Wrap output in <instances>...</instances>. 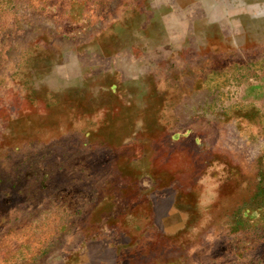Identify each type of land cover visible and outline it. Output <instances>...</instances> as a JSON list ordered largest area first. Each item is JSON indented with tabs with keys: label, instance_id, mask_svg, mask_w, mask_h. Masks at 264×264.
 I'll use <instances>...</instances> for the list:
<instances>
[{
	"label": "rangeland",
	"instance_id": "374dc122",
	"mask_svg": "<svg viewBox=\"0 0 264 264\" xmlns=\"http://www.w3.org/2000/svg\"><path fill=\"white\" fill-rule=\"evenodd\" d=\"M0 264H264V0H0Z\"/></svg>",
	"mask_w": 264,
	"mask_h": 264
}]
</instances>
